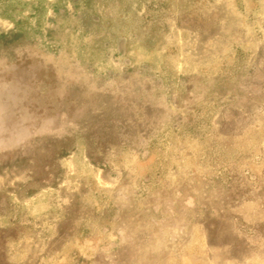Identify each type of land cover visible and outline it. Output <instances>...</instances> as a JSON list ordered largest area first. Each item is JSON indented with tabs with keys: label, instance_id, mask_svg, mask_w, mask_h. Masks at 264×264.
Segmentation results:
<instances>
[{
	"label": "rangeland",
	"instance_id": "1",
	"mask_svg": "<svg viewBox=\"0 0 264 264\" xmlns=\"http://www.w3.org/2000/svg\"><path fill=\"white\" fill-rule=\"evenodd\" d=\"M0 264H264V0H0Z\"/></svg>",
	"mask_w": 264,
	"mask_h": 264
},
{
	"label": "crops",
	"instance_id": "2",
	"mask_svg": "<svg viewBox=\"0 0 264 264\" xmlns=\"http://www.w3.org/2000/svg\"><path fill=\"white\" fill-rule=\"evenodd\" d=\"M72 84H75L76 86H78L77 84H80V83H72ZM10 118H14V119H17V120H19V115L17 116V117H15V115L13 114L12 116H10ZM17 123V125L19 126L20 125V122L18 121V122H16Z\"/></svg>",
	"mask_w": 264,
	"mask_h": 264
},
{
	"label": "bare ground",
	"instance_id": "3",
	"mask_svg": "<svg viewBox=\"0 0 264 264\" xmlns=\"http://www.w3.org/2000/svg\"><path fill=\"white\" fill-rule=\"evenodd\" d=\"M102 181V180H101Z\"/></svg>",
	"mask_w": 264,
	"mask_h": 264
}]
</instances>
